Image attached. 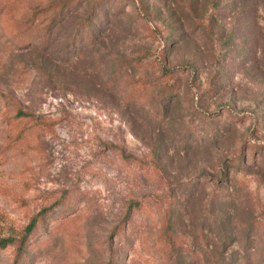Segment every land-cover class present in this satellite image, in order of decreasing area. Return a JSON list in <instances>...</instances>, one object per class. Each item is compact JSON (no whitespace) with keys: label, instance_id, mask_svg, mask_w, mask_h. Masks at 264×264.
Segmentation results:
<instances>
[{"label":"rangeland","instance_id":"1","mask_svg":"<svg viewBox=\"0 0 264 264\" xmlns=\"http://www.w3.org/2000/svg\"><path fill=\"white\" fill-rule=\"evenodd\" d=\"M49 203L18 264H264V0H0V239Z\"/></svg>","mask_w":264,"mask_h":264},{"label":"trees","instance_id":"2","mask_svg":"<svg viewBox=\"0 0 264 264\" xmlns=\"http://www.w3.org/2000/svg\"><path fill=\"white\" fill-rule=\"evenodd\" d=\"M8 30V29H7ZM9 31V30H8ZM10 34V32H9ZM14 39H17V43L19 45L29 42L28 41V36H23V34H19L18 36L12 35ZM11 125L13 127L14 132H17V135L14 139V144L18 142L24 141L26 137V132L30 131L34 127H38L39 123L38 118L34 117L31 113L23 111L20 107L15 106L14 109V114L11 117ZM137 203H131L124 215L123 223L128 221V218L131 214V210L135 209L134 206H136ZM54 204H48L46 207L43 209L41 213L37 215V217L32 218L29 222V224L23 228L21 232L18 233V236H9L6 238L0 239V250L6 249L8 247H13L14 248V261L15 264L20 263V261L25 258L27 255V248L29 241L31 237L34 235L36 226H37V221L39 219V216L44 213L48 212L53 208ZM137 208V207H136ZM122 227V224L119 226Z\"/></svg>","mask_w":264,"mask_h":264}]
</instances>
